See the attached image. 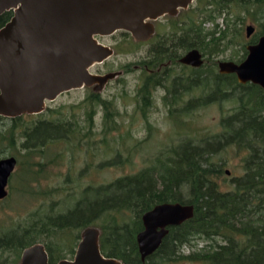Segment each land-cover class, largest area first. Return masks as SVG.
I'll return each instance as SVG.
<instances>
[{
	"label": "trees",
	"instance_id": "trees-1",
	"mask_svg": "<svg viewBox=\"0 0 264 264\" xmlns=\"http://www.w3.org/2000/svg\"><path fill=\"white\" fill-rule=\"evenodd\" d=\"M232 7L243 9L248 14H257V11L264 8V0H197L195 8L182 10L176 17L166 16L169 21L165 30L158 23L160 27L157 25V31L149 43L136 42L133 38L130 40L125 50L128 53L134 52L140 45L152 46L149 50L151 57L144 58L139 63L140 68L147 65L156 71L169 61L181 67V74L171 71L172 74L168 76H164L167 68L152 74H147L145 69L141 71L136 104L137 111L147 123L158 88L167 91L163 102L169 108L170 118L188 115L193 111L194 105L204 100L226 97L230 90L236 88L243 90L245 95L242 113L245 117L249 116L254 125L264 132V121H260L255 114L256 109L264 104V90L260 86L251 83L242 85L236 75L220 74L216 64L211 69H195L177 62L192 49H198L210 57L219 55L222 51L221 42L226 35L223 33L222 38H215L218 31L206 30L204 25L208 22L216 23L217 18ZM182 13L186 15L181 17ZM12 15L13 12L10 11L0 17V29L11 20ZM224 20L229 26V20ZM216 27H219L218 24ZM262 28V31L252 35L250 44L259 41L264 34V25ZM247 53L246 45H243L241 58L236 62L244 60ZM196 91L200 94L193 96ZM190 95L192 98L186 101L185 98ZM79 108L83 112L84 124L74 110L68 116L63 110L64 107L55 112L46 107L39 115H24L12 119L0 116V122L5 124L3 129L0 128V156L20 144L27 151L26 157L32 159V156L42 154L43 149L50 143L64 141L73 144L77 149L81 146L85 149L96 146V150L100 149L105 155L114 153L113 160L103 162L109 163L106 166L124 165L126 160L123 157L129 151L127 139L130 135L111 136L112 132H118L122 127L117 120L120 113L114 101L104 99L94 91L79 104ZM100 110L103 112V136L94 141L91 137L94 135L95 117ZM175 122L176 125L181 124L177 119ZM231 143L238 146L239 152L244 150L239 138L233 140L225 137L217 143L210 141L204 146H188L183 150L165 146L168 148L161 154L162 158L159 157L151 166L133 175L121 176L107 184L87 186L78 197L77 193L61 188L60 191H67L63 208L58 201L47 205L48 198L59 193L58 190L47 192L40 189L32 193L41 196V204L22 218H6L0 222V264H19L22 252L36 244L44 245L50 264L69 260L68 257L73 259L83 231L90 227L98 228L101 232L100 247L103 255L124 264L176 262L178 260L175 259L180 257L178 254L181 247L190 244L195 235L210 237L213 232L222 234L230 244L221 246L206 256H197L201 263L228 264L231 259H236L238 264H264V247L258 249L255 246V235L259 228L252 225L251 236L236 228L235 221L229 223L231 209L218 182L222 172L203 164V161H208L209 150L216 153ZM86 152L88 153L87 150ZM60 157L63 156L60 154ZM263 157L264 155L258 159ZM53 163L54 161L51 162ZM18 165L23 166L22 173L26 172L31 176L21 192L29 191L31 182L40 184L44 164H38L36 169H33L34 164L28 162ZM17 187L20 190L19 183ZM165 203L193 205L195 216L181 226L170 228L159 250L143 262L137 242L138 234L144 230L142 217L155 206Z\"/></svg>",
	"mask_w": 264,
	"mask_h": 264
},
{
	"label": "rangeland",
	"instance_id": "rangeland-1",
	"mask_svg": "<svg viewBox=\"0 0 264 264\" xmlns=\"http://www.w3.org/2000/svg\"><path fill=\"white\" fill-rule=\"evenodd\" d=\"M196 6L197 0L191 8ZM251 10L252 8L250 12ZM184 15L186 13H182L181 17ZM167 18L169 17L159 20V24L164 30L167 28V21H169ZM224 18L226 21L229 20V26ZM263 25L264 8L257 11V14H248L237 7L228 8L224 15L217 18L216 23L205 24L206 30L214 31L216 29L218 31L215 38H222L223 33L226 35L221 42L222 51L219 55L207 56V59L210 60V67L213 68L214 64L218 65L222 61L236 62L239 60L243 52V45L247 46L251 40V38H247V27H254L258 33L262 31ZM97 40L114 50V55L103 64H96L90 71L96 75L122 72L97 93L104 99L114 101L120 113L117 120L122 127L118 132H112L111 136L130 135L127 139L129 151L124 153L123 157L126 163L119 166H106L109 163L103 164V162L113 160L114 153L105 155L100 149L96 150V146L89 149L81 146L77 149L73 144L64 141L50 143L43 149L42 154L34 155L32 159H28L27 151L18 144L15 148L8 149V153L1 155L0 159L15 157L20 164L23 162L34 164L33 169H36L38 164H44V173L40 184L31 182V189L21 192L25 187V182L31 176L26 172L22 173V169H24L22 165L17 166L9 182L8 197L6 201L0 202V222L6 218L17 220L35 209L41 204V200H39L41 196L32 193L40 189L47 190V192L58 190L59 193L48 198L47 205H50L52 201H58L60 207L63 208L67 191L77 193L78 197L87 186L107 184L121 176L133 175L143 168L151 166L159 157L162 158L161 154L168 147L172 146V148L183 150L188 146L193 147L201 144L204 146L210 141L217 143L223 141V137L233 140L239 138L244 146L242 152H239L236 144L231 143L220 148L216 153L209 150L208 161L207 163L203 161V164L209 167L213 166L222 172L218 182L226 194L225 200L231 209L229 223L235 221L236 228L251 236L252 225L259 228L255 235V246L258 249L263 248L264 157L261 160L258 157L264 155V132L254 125L249 116V118L245 117L242 113L245 99L243 90L235 88V90H230V94L226 97H218L210 101L204 100L200 104L194 105L193 111L188 115H176L170 118L169 108L163 102L166 91L163 88H158L154 94L155 103L149 112L147 123L141 113L137 111L136 93L140 87V77L142 76L139 63L146 57L152 46L149 44L140 45L134 49V52H126L128 43L133 39L129 33L123 31L109 37H97ZM177 72L181 74V71ZM178 89L182 90V87ZM93 90V88H83L64 93L56 101L47 103V108L55 112V110L64 107L63 110L68 116L74 110L76 115L83 119V112L79 108V104L94 93ZM196 93L200 94L196 91L192 95L195 96ZM191 98L190 95L185 99L187 101ZM255 114L259 116L260 121H264V104L256 109ZM102 116L103 112L100 110L95 117L94 135L91 137L94 141L100 140L103 136ZM176 119L181 122L180 125H176ZM4 126L5 124L0 122V128L3 129ZM60 154L63 156L62 158ZM53 161L54 163L51 164ZM17 179L21 186L20 190L17 187ZM61 188L67 191L62 192ZM42 201L44 202V200ZM228 244L230 243L227 238L219 232H213L210 237L195 235L190 244L182 246L179 250L178 255L181 259L177 258L175 260L178 261L170 264H203L198 257L206 256ZM67 259L71 260L72 258L68 257ZM235 260L231 259L228 264H238Z\"/></svg>",
	"mask_w": 264,
	"mask_h": 264
},
{
	"label": "water",
	"instance_id": "water-1",
	"mask_svg": "<svg viewBox=\"0 0 264 264\" xmlns=\"http://www.w3.org/2000/svg\"><path fill=\"white\" fill-rule=\"evenodd\" d=\"M195 0H0V17L13 11L0 29V116L17 118L39 115L47 103L76 89L100 92L120 73L96 75L90 70L114 55V50L96 37L129 33L136 42H148L155 28L151 21L175 16ZM255 31L247 27V38ZM241 63H218L223 75L235 74L240 84L251 83L264 90V34L247 47ZM180 63L201 67L205 60L198 49L188 52ZM18 166L15 157L0 159V201ZM229 174V171H227ZM195 216V206L165 203L142 217L144 230L137 236L142 261L159 250L170 228L181 226ZM100 230L83 231L72 260L58 264H124L107 258L100 247ZM19 264H50L42 244L22 252Z\"/></svg>",
	"mask_w": 264,
	"mask_h": 264
},
{
	"label": "flooded vegetation",
	"instance_id": "flooded-vegetation-1",
	"mask_svg": "<svg viewBox=\"0 0 264 264\" xmlns=\"http://www.w3.org/2000/svg\"><path fill=\"white\" fill-rule=\"evenodd\" d=\"M196 1V0H195ZM194 1V2H195ZM192 6V5H191ZM190 6V7H191ZM189 7V8H190ZM188 8V9H189ZM188 9H182V10H188ZM182 10H180L179 11V13L177 14V15H175V16H173V17H176V16H179V14L181 13V11ZM13 12V11H12ZM13 16V15H12ZM166 16H168V15H166ZM166 16H164V17H162V18H160V19H163V18H165ZM169 16H171V15H169ZM12 18V17H11ZM160 19H158V20H156V21H151V23L154 25V28H155V31H157V25H158V23H159V20ZM255 32H256V29H255V31H254V33L253 34H255ZM154 34H155V32H154ZM154 36V35H153ZM153 36H152V38H153ZM252 37V36H251ZM250 37V38H251ZM97 38V37H96ZM152 38L147 42V43H149L151 40H152ZM249 45H252V44H248L247 46H246V49H247V47L249 46ZM192 50H194V49H192ZM192 50H190V51H192ZM190 51H188V52H190ZM200 51V50H199ZM188 52H186L183 56H185ZM201 52V51H200ZM248 52V51H247ZM201 54L203 55V58H204V60H205V63L201 66V67H198V68H196V67H192V66H187V65H184V64H181L180 63V59L179 60H177V62H178V64H180V65H182V66H186V67H189V68H195V69H200V68H204V67H208L207 69H211V67H210V60H208L207 58V56L206 55H204L203 54V52H201ZM247 55H248V53H247ZM182 56V57H183ZM149 57H151V54L148 52L147 53V55H146V57H145V59H148ZM247 57V56H246ZM246 59V58H245ZM244 59V60H245ZM244 60H242V61H244ZM241 61V62H242ZM241 62H238V63H241ZM237 63V62H236ZM163 68H167L168 70H166V72L164 73V76H168V75H170V74H172L171 73V71H180L181 70V67L179 66V65H177V63H173V62H171V61H169L168 62V64H164V65H162V66H160L156 71L155 70H152V69H150L147 65H145V67H142L141 69H142V71H143V69H145L146 71H147V74H152V73H157V72H162L163 71ZM217 68H218V70H219V67H218V65H217ZM235 75V74H234ZM237 78V77H236ZM165 90V89H164ZM166 91V90H165ZM166 94H167V91H166Z\"/></svg>",
	"mask_w": 264,
	"mask_h": 264
}]
</instances>
